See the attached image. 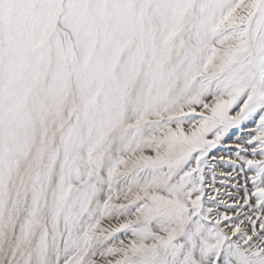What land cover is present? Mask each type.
I'll use <instances>...</instances> for the list:
<instances>
[{"label":"snow or ice","instance_id":"obj_1","mask_svg":"<svg viewBox=\"0 0 264 264\" xmlns=\"http://www.w3.org/2000/svg\"><path fill=\"white\" fill-rule=\"evenodd\" d=\"M0 264H264V0H0Z\"/></svg>","mask_w":264,"mask_h":264},{"label":"rangeland","instance_id":"obj_2","mask_svg":"<svg viewBox=\"0 0 264 264\" xmlns=\"http://www.w3.org/2000/svg\"><path fill=\"white\" fill-rule=\"evenodd\" d=\"M251 127H254V125L252 124L251 121L247 122V124L245 125L244 128H241V129H233L230 131V133L228 134V136L226 137L225 139V142L226 143H229V144H235L237 142V137L240 138V142L242 143L243 140L245 138H247L251 133L247 130L248 128H251ZM246 147H248L247 145H245ZM224 155L225 156V160H228L229 158H231L232 160H235L236 157L234 155V150L233 152H229L228 149L226 148H221L217 151V155ZM242 155L245 157V158H248V159H252L254 157H252L251 155V152H246V153H242ZM255 159H260L259 156L255 157ZM209 162L211 163L212 161L209 160ZM216 164H217V168L215 169V172H216V180H215V183L213 184L212 182V171L209 170V169H205V185H204V188H205V200H207V195L208 194H212V195H216L217 193L215 192V189H220V192H219V196L222 197L225 201H227L228 204H233V201L234 200H239L243 194V188L240 187L238 189H233L231 187L232 183H239L240 185H243L245 183V180H244V174L243 173H239V167H237V170L236 172H233V176L235 177L234 180H231L229 181L227 184L225 185H221L220 184V180L221 179H224L226 181L229 180V178L227 176H221L220 173L221 172H231L232 171V168L227 165V164H224V165H221L219 161H216ZM245 172H247V169H245ZM248 175H251L250 172H248ZM210 185V186H209ZM219 185V186H218ZM249 188H251V184L248 183L247 185ZM213 188V189H212ZM231 191L233 193V197L232 198H229L228 195H227V192ZM215 211H219V212H228V214L230 216H233L235 218V209H226L223 205H221L218 209H215ZM244 211H247L246 209ZM241 219H243V215L240 217ZM111 224L112 225H115L116 224V221L115 220H112L111 221ZM104 227H109V222H104ZM225 231H227V229H225ZM123 234H120L119 235V239H127V238H123ZM116 243L118 244L119 243V240L116 241Z\"/></svg>","mask_w":264,"mask_h":264},{"label":"bare ground","instance_id":"obj_3","mask_svg":"<svg viewBox=\"0 0 264 264\" xmlns=\"http://www.w3.org/2000/svg\"><path fill=\"white\" fill-rule=\"evenodd\" d=\"M210 186V185H209ZM219 186V185H218ZM213 189V188H212ZM123 238H126L125 236H123Z\"/></svg>","mask_w":264,"mask_h":264}]
</instances>
